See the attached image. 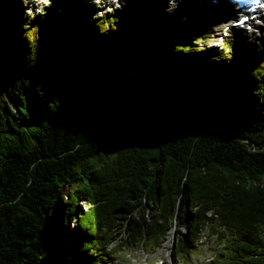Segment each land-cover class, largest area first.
<instances>
[{"label": "trees", "instance_id": "trees-1", "mask_svg": "<svg viewBox=\"0 0 264 264\" xmlns=\"http://www.w3.org/2000/svg\"><path fill=\"white\" fill-rule=\"evenodd\" d=\"M50 4L0 23V264L153 253L179 216L177 258L207 230L209 264H264V55L231 92L235 73L198 74L183 57L195 23L145 15L123 37L120 16L57 19ZM216 58L237 60L230 47Z\"/></svg>", "mask_w": 264, "mask_h": 264}, {"label": "rangeland", "instance_id": "rangeland-1", "mask_svg": "<svg viewBox=\"0 0 264 264\" xmlns=\"http://www.w3.org/2000/svg\"><path fill=\"white\" fill-rule=\"evenodd\" d=\"M63 0H59L57 2L58 7L61 5ZM82 0L74 1V3L70 2H63L62 6L63 9L71 10L70 7H83L87 8L86 3H81ZM47 0H40V2H36L35 0H0V23L2 18H8L10 16L15 17V19H22V16L29 15L36 13L35 8H39L40 5L44 6ZM33 3L35 6H32ZM51 3L53 1L51 0ZM33 7V8H30ZM56 7V10L58 9ZM7 9L6 15H4L3 10ZM54 10L55 8L50 6ZM154 11H157L154 13ZM182 11V10H181ZM177 12L180 15L175 13H169L168 9L164 5H159L155 7L154 3L148 4L147 2H136L135 0H121L120 3L115 2L113 6L104 7L98 11L94 12V14H88L91 17H98L103 15L102 17L109 16V17H116L120 16V31L123 37L128 36L131 33H134L136 29V25L138 22L144 20V16H149L151 23L150 26H158L160 27L166 22H170L172 19L176 23H180V16L183 12ZM85 12V11H83ZM185 14V13H184ZM206 21V20H204ZM193 24L194 21H191ZM199 28L196 30V33H193L190 37L184 36L186 38L181 39V41L189 48H196L195 51H192V57H185V59H189L192 62H195L196 65H191V69L195 70L198 66L197 71L198 74H203L204 71L209 70H219L223 76L228 79L229 72H233L236 74L237 78L230 80V91L232 92L235 89V86L238 85L239 79L242 77L243 73L247 71L249 65L252 63V60L257 57L259 54L264 55V36H254L251 38L250 36L247 39L241 34H236V36L231 37V39L226 40L229 47L234 52L237 60L231 66L220 65L218 62L217 53L218 49L223 47L225 49L226 42H222V46L219 44L221 39L220 32L221 23H210L204 22L200 24H196ZM182 30V29H180ZM3 29L0 31L3 34ZM109 35V34H108ZM110 37V35H109ZM161 42V41H160ZM132 54L128 56L129 59V67L130 73L132 75V81L137 80V75L135 73L141 72L142 63L145 59L143 55L140 54V50L138 46H133ZM215 54V55H214ZM227 64V62H226ZM177 70L184 71L183 68H179ZM135 74V75H134ZM190 74V73H189ZM193 74V73H192ZM84 208V207H83ZM182 222V218L176 217L175 223L176 226L173 225L171 228H167V235L166 238L162 240L159 247H156L153 253L148 252L149 243H146L142 246L137 245H130L122 248L115 258L108 264H209L208 262L213 259L216 254V244L214 243L213 236L209 234V232L205 233L206 237L200 236V240L195 248L194 251L190 253L189 256H186L183 259L177 258L173 255V248L176 243V239L178 238V231L175 229L177 226L180 225ZM205 231V230H204ZM128 232L121 233V237H126Z\"/></svg>", "mask_w": 264, "mask_h": 264}, {"label": "bare ground", "instance_id": "bare-ground-1", "mask_svg": "<svg viewBox=\"0 0 264 264\" xmlns=\"http://www.w3.org/2000/svg\"><path fill=\"white\" fill-rule=\"evenodd\" d=\"M65 1L70 2V3H72V2L74 3V1L77 2V0H65ZM135 1L137 3L140 1L145 2L144 0H135ZM202 2H203V4H199L198 2L194 1L192 3H188V4L184 5V1H182V2H179V1L178 2L177 1L169 2L168 0H150V3H154V5H156L157 3L160 5L162 3H165V5L164 4H162V5H164L166 7V9H168L169 13H175L177 15H180L177 12H180L182 10L181 12H183V13L179 17L180 19H183L184 17L186 19H188L192 15L199 14L202 21L206 20L208 22H212V23L216 22L218 24L222 23V22L226 23L227 17L236 11L235 8H233L231 5H228V3H226L225 0H217L216 4H213L210 0H202ZM60 6H61V8H63L62 4ZM57 7H58V4H57ZM219 8H221V9L224 8L225 12L223 11L222 13L216 15L215 17H211V19H213V20L209 21L210 17L207 16L204 12L219 9ZM181 24H182V26L185 25L184 19H183V23H181ZM203 237H205V234L202 236V238Z\"/></svg>", "mask_w": 264, "mask_h": 264}]
</instances>
